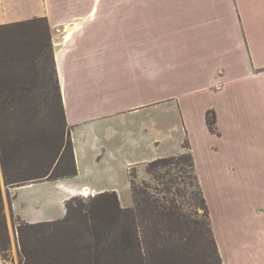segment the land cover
I'll return each mask as SVG.
<instances>
[{
	"label": "crops",
	"instance_id": "0c3cea01",
	"mask_svg": "<svg viewBox=\"0 0 264 264\" xmlns=\"http://www.w3.org/2000/svg\"><path fill=\"white\" fill-rule=\"evenodd\" d=\"M148 4L170 8L148 16ZM118 5L125 6L123 13ZM258 5L255 0H0V26L44 19L48 27L77 174L40 183L63 188V217L72 197L118 196L110 182L118 171L101 165L120 163L124 139L135 141L146 128L163 126L157 112L150 120L132 118L173 101L153 97L157 80L165 76L174 81V135L180 142L174 151H165L155 138L144 142L152 157L136 166L190 153L221 264H264V64L255 63L258 46H264V37L263 45L257 40L264 7ZM126 119L134 121V135ZM132 168L124 169L129 189ZM31 185L14 190L9 217L29 224L61 220L31 202L24 213L18 210L15 193ZM119 203L129 207L120 198ZM34 208L39 210L30 219L26 214ZM5 225L15 241L13 225Z\"/></svg>",
	"mask_w": 264,
	"mask_h": 264
},
{
	"label": "trees",
	"instance_id": "16d2710c",
	"mask_svg": "<svg viewBox=\"0 0 264 264\" xmlns=\"http://www.w3.org/2000/svg\"><path fill=\"white\" fill-rule=\"evenodd\" d=\"M40 22L45 25L46 33L48 34V27L44 19L0 26V34L2 37L10 34L14 36V33L10 31L11 29ZM47 41L52 53L49 34ZM17 44L16 46L11 41H3L1 43L0 167L5 184L6 186L18 187L73 178L77 174L73 146L65 120L52 54V77H49V81H53V83H45L50 92L46 94L48 98L41 102L46 104L47 101H50V104L54 107L52 115L59 123V126L49 134H41L39 133L40 131L36 133L29 131L22 136L21 142L7 137L15 133L12 129L8 133L2 130V120L7 119L8 125H11L12 120L16 122L18 119V117H15L17 107L29 100L30 95L33 94L37 86L34 74L25 82L16 77L17 73L15 71L17 69L15 65H19L24 60L31 58V53L27 49V42L20 40ZM43 49H45L43 42H40L39 50L36 54L37 57ZM32 67L36 68L34 65ZM32 119H34V116ZM206 119L210 130H212L213 120L209 113ZM5 134L8 135L5 136ZM49 146H54V149H58L61 155L64 154L66 149L69 150L70 168L66 174L53 176V171L51 172L50 167L48 171L41 172L35 177L26 178L20 182L15 180V177L10 176L8 173L9 165L19 158L24 149L30 153L36 151L35 156L39 158L41 154L39 155L37 151H45ZM184 147L188 148L187 143ZM144 166L148 179L143 180L141 183L137 182V176L134 172L130 171L129 173L132 199V207L130 208H122L120 206L115 192H105L96 195L88 199L87 206L80 204L77 209H73L71 206V202L75 197L67 200L65 203V215L61 220H67L69 213L73 210L78 216L83 217L93 246H88L77 257L69 254L70 257L66 258V260H64V256L69 255L59 244H56V247L51 251L43 248L40 256L41 259L45 258V264H153L158 257H163V261L167 264H174L175 250L178 247L183 245L190 246L191 244L198 246L204 242L205 245L209 246V251L213 253L217 264H221L210 227L208 209L202 196L191 154L187 152L177 156L158 158ZM189 208H200L203 211V219L194 220L190 212H188ZM16 219L18 225L15 228L19 235L18 241L20 245L19 255L21 261L28 264L27 260L30 251L25 247V243L21 239L23 232L36 233L41 228L54 225L52 223L61 220L29 224L20 218ZM104 226L108 228V233H111L106 246H104L107 243H105V231L102 228ZM182 240H186L187 243L180 245ZM176 241L177 243L181 241V243L177 245ZM0 249L2 259H4L1 242Z\"/></svg>",
	"mask_w": 264,
	"mask_h": 264
},
{
	"label": "rangeland",
	"instance_id": "374dc122",
	"mask_svg": "<svg viewBox=\"0 0 264 264\" xmlns=\"http://www.w3.org/2000/svg\"><path fill=\"white\" fill-rule=\"evenodd\" d=\"M255 2L259 4L258 6L264 7V0H255ZM118 6L119 7L116 8L117 11L119 13H123V11H125V6ZM169 8L170 6L148 4L146 6L145 13L148 14V16H158L159 13H168L166 9ZM159 23L160 21L158 20V24ZM257 30H259V34L261 35L260 37H257V40L260 45H263L264 22H260L258 24ZM10 31L14 33V36L9 32L8 34L10 35L5 37H2L0 34V57L2 55L1 43H3V41H11V43L16 46L18 45V41H26L28 45L27 49L31 53V58L24 60L19 65H15L17 69V71H15V73H17L16 77L25 82L29 80L31 75L34 74L37 82L36 90L30 95L29 100L23 102L20 107H17L15 117H18V119L16 122L12 120L11 125H8L9 122L7 123V119L2 120L3 132L8 133L10 129L15 132L11 135L5 134V136L8 135L7 137L14 138L16 141L18 140L21 142L23 139L22 136H24L25 133L29 131L36 133L37 131H40L39 133L41 134H49L53 132L57 126H59V123L52 115L54 107L50 104V101H47L46 104L41 102L48 98L46 94L50 92V89L45 85V83H53V81H49L52 77V53L47 44L48 34L46 33L45 25L40 22L25 27H15ZM39 41L43 42L45 49H43L37 57L36 54L39 50ZM255 57V63L257 65L264 64V46H258V52H256ZM149 58L152 59L153 56H149ZM32 65L36 66V68H33ZM2 70H4V68H2ZM34 71H36V73H34ZM153 73L156 74L157 70H153ZM169 80L170 79H167L165 76H161V78L157 80V85H155L157 90L155 96L153 97H156L157 99H172L173 101L158 104L154 109H143L140 111V114H137L135 118H132L138 119L139 116H143L141 119L146 118L147 120H150L154 119V112H157V114H162L163 116V126L155 130L149 129V127L148 129L146 128L147 132H145V136H139L136 134V138H134L135 141H130L128 140L129 138L124 139L119 146L120 151L123 153V157L120 158V163L113 165H101L111 166L113 172L118 171L117 175L110 179V182H113V184L118 188V199L120 198L122 204L129 206L127 208L132 207V199L126 173L124 171L126 166L131 165V167H133L130 171L136 174L138 183L148 179L144 170L145 166H136L142 164L144 161H149L152 157L150 147L147 146V151H145L143 143L146 141H153L152 143H154V140L152 139L155 138V142H160L165 151H174L175 143L177 142L178 144L180 142L174 135V81L169 82ZM149 101L150 100H148V102ZM126 103L129 104L130 102ZM33 116L34 119H32ZM132 119H126L128 120L127 127L130 128L131 131L130 135L135 134V131L132 130V124L134 122ZM139 120L135 122H139ZM32 138L34 139V137ZM199 144H201V140H199ZM54 146H49L45 151L41 150L43 153L41 151H37L39 155L41 154L39 158L35 156L36 151L30 153L28 150L24 149L19 158L9 165L8 173L10 176L15 177V180L19 182L25 180L26 178L35 177L41 172H46L50 167L51 172L53 171V176H62L63 174H66L70 168L69 150L66 149L64 154L61 155L58 149H54ZM196 152L199 155L197 156V159L201 162L202 146L197 145ZM19 187L22 186H6L0 167V242L3 251L2 254L4 256V264H26V262L21 261V257L19 255V235L15 228V226L17 227L18 225V221L15 217L10 218L7 211V203H10L14 190ZM63 193V188H59L49 183H37L27 188L18 190L15 193V204L17 205L18 210L22 213L27 211L26 203L29 202L33 203L36 207L46 206L47 209L45 210V213L49 217L52 219H60L63 217L60 202ZM91 198L93 197L85 195L76 196L71 202V206L73 209H77L80 204L87 206L88 199ZM38 210V208H34V210L31 213L26 214V216L33 219V214L36 215ZM188 212H190L194 220L203 219V211L200 208H189ZM5 224L13 225L15 229V241L13 240L10 227L8 230L9 232L6 234ZM52 224L54 225L41 228L38 232L36 231V233L23 232L21 239L25 243V247L30 251L29 258L27 260L28 264H45V258L41 259L40 253L43 252V248L44 250H53L56 247V244L62 246L63 249L67 251L68 255L70 254L73 257L79 256L78 254L82 253L81 251L86 249L88 246H93L92 239H90L85 226V219L78 216L74 210L69 213L67 220H61ZM102 228L103 231H105L104 234L106 236V243L111 237V233H108L109 231L107 227L104 226ZM43 236L45 237L43 238ZM175 243H177V241ZM180 243H177V245ZM186 243V240H182V244L180 245ZM204 243H201L198 246L191 244L190 246L183 245L178 247L177 250H175L176 256L174 255V264H217L215 258L213 257V253L209 251V246ZM107 244L108 242L104 244V246ZM70 255H65L64 260L70 257ZM163 260V257H158L155 259V262L153 263L152 261V263L167 264Z\"/></svg>",
	"mask_w": 264,
	"mask_h": 264
}]
</instances>
